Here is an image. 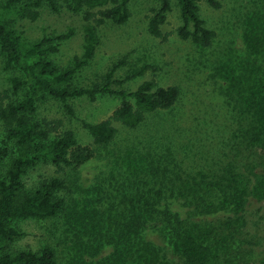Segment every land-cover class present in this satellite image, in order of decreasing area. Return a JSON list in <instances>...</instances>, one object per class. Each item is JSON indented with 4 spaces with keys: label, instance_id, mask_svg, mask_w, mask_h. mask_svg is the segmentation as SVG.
Here are the masks:
<instances>
[{
    "label": "rangeland",
    "instance_id": "obj_1",
    "mask_svg": "<svg viewBox=\"0 0 264 264\" xmlns=\"http://www.w3.org/2000/svg\"><path fill=\"white\" fill-rule=\"evenodd\" d=\"M27 1L15 0L14 8ZM59 1V11L44 6L36 20L21 19L13 10L8 19L25 45L33 46L43 39H51L54 45L60 42L59 51L50 54V59L65 68L83 54L85 22L80 12L69 7L71 0ZM160 2L131 0V17L125 24L107 21L102 25L95 56L76 72L72 83L77 87L104 85L111 67L119 63L109 80L112 89L132 93L143 81L154 79L158 86L177 85L178 101L170 109L147 113L146 121L136 128L113 120L117 137L104 146L94 142L84 124L109 118L121 104L119 95L101 93L94 101L87 95L67 101L46 93L37 96L33 116L56 126L51 137L72 130L78 143L92 147L95 155L80 166H57L42 159L29 168L23 176L25 187L35 189L43 180L59 177L65 181L59 192L65 204L54 217L15 220L22 235L6 245L8 252L38 251L49 245L56 252L57 264H186L187 249L178 248L168 229L159 238L163 247L158 250L150 229V244H138L134 239L133 244L132 239H126L125 224L138 216L140 190L163 186L169 176L179 179L218 168L209 155L228 150V140L238 132L236 110L246 105L253 81L259 82L258 75L264 73V0H221L220 8L198 1L205 26L216 32L207 47L178 35L177 29L184 24L178 0H172L173 9L163 25L167 37L152 35L149 19ZM63 34L68 37L57 39ZM13 75L30 80L21 69L7 66L0 50V92L22 99L28 85L14 94L10 83ZM130 100L135 101L133 96ZM0 143L9 149L0 161L4 177L17 145L8 141L1 120ZM250 194L242 208L245 220L241 226L232 216L238 213L230 214V208L221 206L214 216L197 217L198 227H190L199 234L202 225L204 234L212 226L216 228L215 237L209 240L213 239L220 250L208 253L207 264H264V198ZM172 202L173 208L177 206L176 210L186 216L180 203ZM223 213L227 216L220 215ZM203 245L207 243L203 241ZM164 254L170 256L168 262Z\"/></svg>",
    "mask_w": 264,
    "mask_h": 264
},
{
    "label": "trees",
    "instance_id": "obj_2",
    "mask_svg": "<svg viewBox=\"0 0 264 264\" xmlns=\"http://www.w3.org/2000/svg\"><path fill=\"white\" fill-rule=\"evenodd\" d=\"M198 1H206L213 8L222 5L221 0H178L184 24L179 26L177 32L182 39H191L207 47L212 44L216 32L205 26L198 13ZM14 2L7 0L0 3V50L6 57L7 66L21 69L30 80H22L18 75L10 78L14 94L28 85V93L22 99H14L6 91L0 92V120L8 141L17 145V154L12 158L7 174L3 177L0 172V264H57L56 252L49 245L38 251L27 249L11 253L6 249L9 242L22 235L15 220L54 217L63 210L65 204V200L59 196L60 190L65 187L63 179H45L35 189L29 190L25 187L23 176L42 159L57 166H80L94 157L95 151L88 145L79 144L72 130L51 137L56 126L33 116L37 96L46 93L67 101L69 98L87 95L94 101L101 93L119 95L121 104L109 118L84 124L94 142L106 146L118 134L113 120L136 128L146 121L147 113L167 110L175 105L180 97V88L177 85L158 86L154 79H148L132 93L114 90L109 80L119 63L111 67L109 80L104 85L77 87L72 83L76 72L95 56L101 43L100 27L107 21L123 25L129 20L131 0H71L69 7L80 12L85 22L84 51L82 56H75L71 66L65 68L56 66L50 59V54L59 51L60 42L54 45L50 44L51 39H43L33 46L25 45L8 19L13 10L21 19L36 20L44 6L59 11L60 1L29 0L20 8H14ZM172 9V0H161L149 19L148 28L152 35L164 39L167 37L163 25ZM190 24L193 25L192 30ZM67 37L68 34H63L57 39L64 40ZM258 80L253 81L249 95H246V105L243 107L242 104L236 110L234 119L238 122V132L228 140V150H218L216 156L213 153L209 155L218 168L199 171L198 175L181 176L179 179L169 176L166 178L167 184L163 186L140 190V205L135 211L138 216H133L125 224L126 239H132L133 244L134 240L138 244H150L147 235L150 229V235L156 239L153 240L159 244V250L163 247L159 238L168 229L178 248L187 249L184 255L186 264H207L209 254L220 250L213 239L209 240L215 237L216 228L212 226L207 234H204L203 225L200 234L190 230V227L199 226V221H195L197 217L214 216L221 206H225L226 210L230 208V214L235 211L238 213L232 216L238 218L236 224L241 226L245 220L242 208L248 199L247 195L251 193L258 199L264 198V73L258 75ZM131 96L134 102L130 100ZM8 154L9 149L0 143V161ZM179 180L181 184H178ZM172 199L185 209L186 216L176 210L177 206L173 208ZM220 215L227 216L225 213ZM203 241L207 246L203 245ZM136 250L141 252L139 248ZM164 255L168 262L170 256Z\"/></svg>",
    "mask_w": 264,
    "mask_h": 264
}]
</instances>
